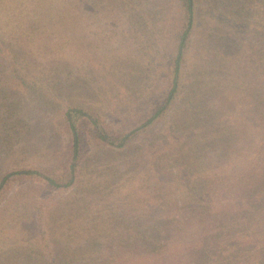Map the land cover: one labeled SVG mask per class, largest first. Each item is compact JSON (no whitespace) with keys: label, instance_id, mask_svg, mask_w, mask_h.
<instances>
[{"label":"rangeland","instance_id":"obj_1","mask_svg":"<svg viewBox=\"0 0 264 264\" xmlns=\"http://www.w3.org/2000/svg\"><path fill=\"white\" fill-rule=\"evenodd\" d=\"M194 6L181 77L183 82L187 63L195 65L193 79L197 91L208 94L202 102L210 115L196 123L182 147L216 142L208 139L217 119L223 129L234 124L246 135L251 157H260L264 141L251 100L262 86L241 88L232 79H242L248 63L264 64V0H194ZM182 22L180 0H0V178L31 168L64 176L71 150L64 116L69 103L101 111L102 122L90 117L112 134L138 125L167 90ZM250 75L264 80V71ZM179 97L171 113L181 109ZM164 121L159 117L147 128L149 139ZM84 139L71 186H52L35 174H15L3 185L0 264H190L186 242L195 219L181 220L182 229L174 221L159 255L120 240L127 226L147 223L145 209L156 206L154 195L138 187L145 147H112L118 145L112 138L101 146L86 134ZM156 150L178 178L180 155ZM218 169L204 165L216 187ZM242 257L234 264H244Z\"/></svg>","mask_w":264,"mask_h":264},{"label":"trees","instance_id":"obj_2","mask_svg":"<svg viewBox=\"0 0 264 264\" xmlns=\"http://www.w3.org/2000/svg\"><path fill=\"white\" fill-rule=\"evenodd\" d=\"M180 7L182 32L178 35L166 71L167 90L161 100L154 101L153 109L142 117L140 123L131 130L127 128L124 132L119 130L112 134L104 126V129H99L95 120L90 117L95 115L96 120L101 121L98 115L101 111L84 110L79 105L69 103L65 107L64 116L71 134V150L70 162L64 169V176L57 179L56 176H48L36 168L16 169L1 176L0 190L10 176L15 174L44 176L55 187L71 186L79 175L80 150L85 142V134L100 144L106 143L105 138H110L109 143L114 142V139L118 145L112 147H145L148 158L145 160V169L141 171L143 184L138 187L154 195L156 206L145 209L147 223L141 226L132 225L136 229L132 226L124 228L120 233L121 241L134 244L135 249L138 244L148 250L150 255H159L166 249L165 243L176 225L173 222L180 221L181 224L176 228L182 229L185 223L181 220L195 219L194 232L186 242L191 257L190 264H234L240 256H243L244 264H264V142L260 157L259 153L251 157L244 142L246 135L237 128L234 129V124L223 129L215 119L208 140L216 139V142L207 141L204 145L192 147L190 150L185 149L186 144L182 147L184 141L190 138L191 130H195L196 123L208 118L210 114L205 113L202 102L208 94L198 92L193 79L195 65L187 63L185 79L182 82L184 52L194 24V0H180ZM237 64L233 69L236 73ZM262 66L264 64L248 63L243 78H233L232 82L241 88H251L254 84L262 86L251 100V113L258 122L264 141V80L261 81L260 76L250 75L264 71ZM179 94L181 109L173 111L172 114L170 111ZM76 117L82 119L76 121ZM159 117L165 118V121L159 131L149 139L146 135L147 128ZM80 122L86 128L85 132L79 126ZM206 145L210 147V151H206ZM156 149L174 151L177 158L180 155L178 165L174 168L178 178L166 171L161 153ZM207 152L216 154L215 161H209ZM132 163L133 158L128 169L133 166ZM205 164L219 168L220 187L212 185L210 177L205 175ZM175 191L176 195L173 193ZM177 201L179 205H174ZM88 259L92 262L95 258ZM52 264H56L54 259Z\"/></svg>","mask_w":264,"mask_h":264}]
</instances>
